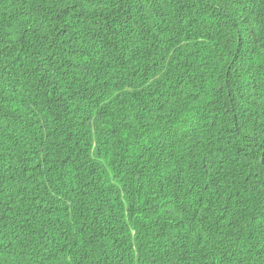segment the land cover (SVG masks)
<instances>
[{
  "label": "trees",
  "instance_id": "1",
  "mask_svg": "<svg viewBox=\"0 0 264 264\" xmlns=\"http://www.w3.org/2000/svg\"><path fill=\"white\" fill-rule=\"evenodd\" d=\"M0 264H264V0H0Z\"/></svg>",
  "mask_w": 264,
  "mask_h": 264
}]
</instances>
